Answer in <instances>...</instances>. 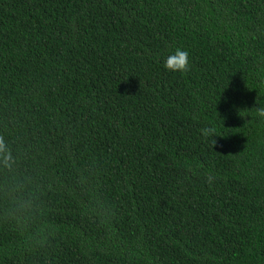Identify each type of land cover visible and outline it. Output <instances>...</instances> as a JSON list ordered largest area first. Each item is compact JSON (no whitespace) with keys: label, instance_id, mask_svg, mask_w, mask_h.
Instances as JSON below:
<instances>
[{"label":"trees","instance_id":"1","mask_svg":"<svg viewBox=\"0 0 264 264\" xmlns=\"http://www.w3.org/2000/svg\"><path fill=\"white\" fill-rule=\"evenodd\" d=\"M262 107L264 0H0V264H264Z\"/></svg>","mask_w":264,"mask_h":264},{"label":"clouds","instance_id":"2","mask_svg":"<svg viewBox=\"0 0 264 264\" xmlns=\"http://www.w3.org/2000/svg\"><path fill=\"white\" fill-rule=\"evenodd\" d=\"M164 67L170 72L187 73L190 70L189 53L187 50L176 47L165 59ZM257 114L264 117V107L257 109ZM204 137L212 136L215 134L213 127H206L200 130ZM17 165V157L13 153L12 148L6 142L5 138L0 135V170H5L9 173L14 172ZM216 177L213 174H208L205 177L206 182L212 185ZM23 184L16 183L12 186L0 191V197L8 200L11 199V205L7 209L8 213L13 219L27 221L33 214L32 201L24 199L23 197L15 198V193L23 191Z\"/></svg>","mask_w":264,"mask_h":264}]
</instances>
